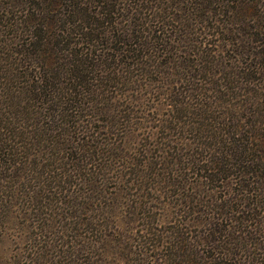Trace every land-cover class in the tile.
Wrapping results in <instances>:
<instances>
[{"label": "trees", "instance_id": "1", "mask_svg": "<svg viewBox=\"0 0 264 264\" xmlns=\"http://www.w3.org/2000/svg\"><path fill=\"white\" fill-rule=\"evenodd\" d=\"M133 132L154 142L141 163ZM149 178L187 206L158 260L240 264L188 229L207 196L209 241L261 234L264 0H0V209L34 239L60 218L71 251L80 228L107 237L109 191Z\"/></svg>", "mask_w": 264, "mask_h": 264}, {"label": "rangeland", "instance_id": "2", "mask_svg": "<svg viewBox=\"0 0 264 264\" xmlns=\"http://www.w3.org/2000/svg\"><path fill=\"white\" fill-rule=\"evenodd\" d=\"M153 144V141L139 132H133L125 136L123 148L127 157L135 163H141L144 156L149 153L147 147ZM152 181V178H149L143 185L144 188H138L137 192L140 195L124 187L113 189V193L109 191L107 206L110 220L105 221V224L109 225L107 237L101 234L94 235L80 228L82 236L77 240L78 245L70 249L71 251H64L66 245H62L60 230L63 224L60 223V218L55 219L53 226L43 233L42 238L34 239L35 232L30 227L32 218L25 214L23 206L15 205L11 211L2 207L0 209V264H35L31 261L33 257L37 258V264H167L161 259L158 260L157 257L160 258L159 256L166 254V248L163 249L162 244L166 242L175 223L184 216L187 206H184L172 191L164 194L151 190ZM207 198L205 196L204 205L198 204L200 213L196 217L202 223H193L194 225L188 229L191 235L200 239L199 244L202 249L208 251L212 249V244L219 247L218 251L237 252V262L240 264H264V210L259 211V219H262L263 224L260 228L261 234L244 233L245 238L241 243L237 236L233 235L219 236L216 241L211 242L205 234L207 225L200 219L208 221L211 214L219 210L216 209V205L210 207ZM217 206L221 207L220 204ZM223 210L228 211L227 206L223 207ZM216 216H218L217 213ZM253 217L256 218L257 215H248L244 217L243 222ZM217 219L218 217L215 220ZM144 223L146 226L150 223L152 231L155 232L150 239L142 236ZM73 225L67 221L69 235L75 232ZM240 225L244 226V224H237V227ZM81 242H86L87 245H79ZM155 244L159 247L150 249ZM139 247L147 250V253L140 254ZM38 248L40 252L36 253L35 249L38 250Z\"/></svg>", "mask_w": 264, "mask_h": 264}]
</instances>
